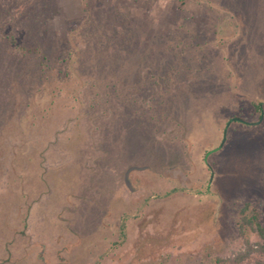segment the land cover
Here are the masks:
<instances>
[{
    "label": "rangeland",
    "instance_id": "obj_1",
    "mask_svg": "<svg viewBox=\"0 0 264 264\" xmlns=\"http://www.w3.org/2000/svg\"><path fill=\"white\" fill-rule=\"evenodd\" d=\"M26 10L47 12L61 34L88 12H119L170 54L188 41L204 57L185 90L158 79L154 94L149 82L116 131L111 77L71 59L64 78L54 57L25 107L23 77L13 98L0 64V264H214L241 249V205L264 224V0H0V28L30 25L13 14Z\"/></svg>",
    "mask_w": 264,
    "mask_h": 264
},
{
    "label": "trees",
    "instance_id": "obj_2",
    "mask_svg": "<svg viewBox=\"0 0 264 264\" xmlns=\"http://www.w3.org/2000/svg\"><path fill=\"white\" fill-rule=\"evenodd\" d=\"M31 11L13 13L26 19L30 25L17 28L13 22H10L7 26L3 27L2 25L0 28V64L5 68L6 76H9L8 81H11L7 90L13 98L15 97V89L18 90L19 88L14 78L23 77L27 92L23 94L25 96L22 98H25L33 89L35 93L42 89L40 81L43 77V80L50 79L48 68H50L49 62L52 58L57 57L58 61L63 63L65 68L60 66L59 71H63L64 78L71 73L69 63L71 59H74L75 69L81 67L83 75L99 77L100 80L104 75L111 77L103 83L107 88L105 94L112 95L110 100L113 104L109 107L114 112L109 116L111 117L109 122H112L116 131L119 122L123 121L121 115L125 108L133 104L137 106L140 101H145L143 96L148 95L147 92L153 90L154 94H158V90L155 88L158 85V79L163 82L171 79L173 85L171 92L177 89L175 86L177 82H180L183 90H185L186 85L189 84L191 87L194 82L196 83V78L202 67L200 59L204 57L197 54V51L200 52L204 48L203 45L194 46L193 44L191 47L189 46L191 43L186 41L177 51L170 54L168 51L172 49V46L167 44V47H164V41H160L163 36L159 33L154 34L153 30H145L144 27L135 24L134 17L126 19L119 12L115 14L88 12L85 18H75L72 24L74 26L61 34L57 31H50L46 27V18L49 15L47 12ZM89 27L90 29H88ZM72 28L76 30V35L74 31L71 33ZM73 36L77 37L79 43L74 48L70 45ZM157 39L162 44L156 43L154 46V40L157 42ZM169 39L175 40L172 37ZM175 41L178 42V40ZM186 47H188L189 52L196 51L194 57L190 58L185 54ZM136 48L140 49V57L144 62L133 59ZM176 58L181 59L178 61V68L175 66L174 59ZM195 58H198L200 62L196 63ZM147 59H151V61L148 62ZM194 66L195 72H190ZM174 67L177 70L170 74L169 70ZM155 69L157 70L155 71ZM46 72L47 75L44 76ZM148 72L150 73L147 74ZM155 72H158V76L155 75ZM146 80L149 81L146 82ZM140 81L142 82L141 85L138 84ZM149 82L151 83L150 86H153L152 90ZM88 84L91 86L95 83L91 81ZM138 95L142 98L140 99ZM120 98L123 100L121 101ZM146 99L148 100V98ZM17 106L20 107V103L14 99L10 108ZM23 106H31L30 98H25ZM255 106L258 109L261 108L260 102L255 103ZM48 107L47 110H49ZM147 108L143 110V113H146L150 119H154V114L146 112ZM25 110L26 108H22V111ZM117 110L120 113L116 112ZM115 123L118 124L115 125ZM123 224L122 222V232L124 231ZM236 227L239 234L243 236L242 248L231 255H215L213 263L245 264L248 262L250 264H264V224L260 221L258 207L250 202H244L239 208V220ZM247 231L255 232L258 238L254 241L250 240L246 237Z\"/></svg>",
    "mask_w": 264,
    "mask_h": 264
},
{
    "label": "water",
    "instance_id": "obj_3",
    "mask_svg": "<svg viewBox=\"0 0 264 264\" xmlns=\"http://www.w3.org/2000/svg\"><path fill=\"white\" fill-rule=\"evenodd\" d=\"M232 118H233V117H232ZM232 118H230V120H231ZM237 118H238V117H237ZM230 120H228V122H229Z\"/></svg>",
    "mask_w": 264,
    "mask_h": 264
}]
</instances>
